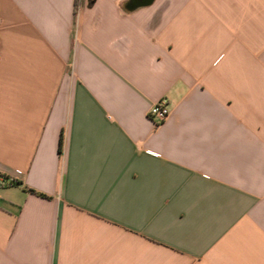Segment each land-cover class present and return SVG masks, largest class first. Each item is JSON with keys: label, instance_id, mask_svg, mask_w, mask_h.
<instances>
[{"label": "crops", "instance_id": "crops-1", "mask_svg": "<svg viewBox=\"0 0 264 264\" xmlns=\"http://www.w3.org/2000/svg\"><path fill=\"white\" fill-rule=\"evenodd\" d=\"M0 172V264H264V0H0Z\"/></svg>", "mask_w": 264, "mask_h": 264}, {"label": "built area", "instance_id": "built-area-1", "mask_svg": "<svg viewBox=\"0 0 264 264\" xmlns=\"http://www.w3.org/2000/svg\"><path fill=\"white\" fill-rule=\"evenodd\" d=\"M170 113L171 109L166 98H162L159 101L155 102L149 110L150 117L158 124L165 122L169 118ZM5 180V177L0 172V184Z\"/></svg>", "mask_w": 264, "mask_h": 264}, {"label": "trees", "instance_id": "trees-1", "mask_svg": "<svg viewBox=\"0 0 264 264\" xmlns=\"http://www.w3.org/2000/svg\"><path fill=\"white\" fill-rule=\"evenodd\" d=\"M77 6H78V3H77ZM10 184H13V185H16V184H21V182L20 181H18V180H16V179H12L10 182H9ZM26 188V187H25ZM28 190L29 191H31V192H34V193H38V192H36L34 189H32V188H28ZM39 195H41V196H44V197H47L45 194H43V193H38Z\"/></svg>", "mask_w": 264, "mask_h": 264}]
</instances>
